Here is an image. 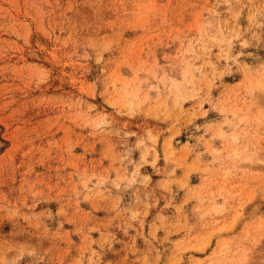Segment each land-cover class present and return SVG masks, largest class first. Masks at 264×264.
<instances>
[{
	"label": "rangeland",
	"instance_id": "1",
	"mask_svg": "<svg viewBox=\"0 0 264 264\" xmlns=\"http://www.w3.org/2000/svg\"><path fill=\"white\" fill-rule=\"evenodd\" d=\"M0 264H264V0H0Z\"/></svg>",
	"mask_w": 264,
	"mask_h": 264
}]
</instances>
